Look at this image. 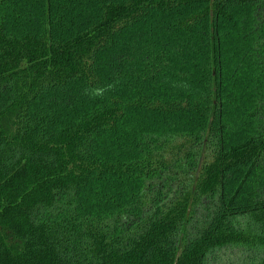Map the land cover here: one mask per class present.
I'll list each match as a JSON object with an SVG mask.
<instances>
[{
    "label": "trees",
    "instance_id": "16d2710c",
    "mask_svg": "<svg viewBox=\"0 0 264 264\" xmlns=\"http://www.w3.org/2000/svg\"><path fill=\"white\" fill-rule=\"evenodd\" d=\"M0 264H264V0H0Z\"/></svg>",
    "mask_w": 264,
    "mask_h": 264
}]
</instances>
